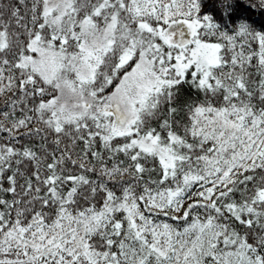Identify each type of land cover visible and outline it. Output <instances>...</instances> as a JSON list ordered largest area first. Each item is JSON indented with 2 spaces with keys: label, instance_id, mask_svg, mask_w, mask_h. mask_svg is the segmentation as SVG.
Listing matches in <instances>:
<instances>
[{
  "label": "snow or ice",
  "instance_id": "1",
  "mask_svg": "<svg viewBox=\"0 0 264 264\" xmlns=\"http://www.w3.org/2000/svg\"><path fill=\"white\" fill-rule=\"evenodd\" d=\"M0 264H264V0H0Z\"/></svg>",
  "mask_w": 264,
  "mask_h": 264
}]
</instances>
